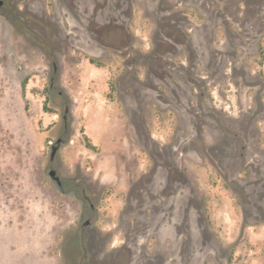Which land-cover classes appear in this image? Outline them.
Here are the masks:
<instances>
[{"label":"rangeland","instance_id":"obj_1","mask_svg":"<svg viewBox=\"0 0 264 264\" xmlns=\"http://www.w3.org/2000/svg\"><path fill=\"white\" fill-rule=\"evenodd\" d=\"M134 1L131 58L145 84L146 55L160 39L155 22H165L151 0ZM228 1L235 9L225 29L204 14L225 6L220 0L197 1L196 13L189 1L180 6L192 59L181 52L176 86H190L184 72L192 67L193 117L129 91L132 71L121 56L90 62L69 44L61 0H0V264H78L84 255L86 264H109L113 239L122 245L134 227L146 234L141 247L163 251L169 264H264V0ZM53 84L67 108L50 93ZM59 139L53 168L80 182L97 208L86 254L88 202L49 176ZM167 168L181 194L157 223L129 193ZM202 237L215 250L205 263L192 254ZM179 246L182 258L174 259Z\"/></svg>","mask_w":264,"mask_h":264},{"label":"flooded vegetation","instance_id":"obj_2","mask_svg":"<svg viewBox=\"0 0 264 264\" xmlns=\"http://www.w3.org/2000/svg\"><path fill=\"white\" fill-rule=\"evenodd\" d=\"M154 5L152 9L158 15V20H164L165 25L162 27L156 21V30L160 34V39L153 42V50L151 55H146L148 61V79L145 84L138 82L134 76V62L132 61V53L134 49V25H133V6L134 0H61L62 10L67 17L66 33L68 35V43L76 47L78 50H82L88 55L92 62V59H98L103 56L104 53H113V55L121 56L127 63L128 68L132 71V77L130 82L129 91L135 92L141 89V93L151 94L154 96L158 104L163 108H170L172 111H184L186 114L194 117L193 104L191 96L194 82L193 80V68L184 72L186 82L190 86H186L181 90L176 86V80L179 75L182 74L180 61V54L183 50L191 54V37L185 32L183 26L182 12L180 6L182 1H189L193 7L195 13L200 9L197 8V1L199 0H151ZM203 0H200V3ZM225 4L220 8H212L211 12H204L206 16L212 14L213 19L219 20L223 27L227 24L231 8L228 5V0H220ZM227 2V3H226ZM2 5V3H0ZM227 5V6H226ZM259 8L261 9V3L259 1ZM237 12L240 13L243 8H237ZM216 15V16H215ZM259 16V15H258ZM215 17V18H214ZM241 31L244 33L246 27V20L244 14L241 16ZM258 19V18H257ZM255 21H258V20ZM260 20V18H259ZM255 23V22H254ZM149 26V24H148ZM258 31V30H257ZM264 33H261L263 35ZM151 57V58H150ZM190 58L188 62L190 63ZM178 60V62H177ZM57 66L53 64V73L56 74ZM184 90H188L190 97L185 96ZM51 94H57L63 97V93L58 91L53 84L49 89ZM64 103L68 101L66 97H63ZM252 174L260 181L263 179L262 168L257 167L252 169ZM59 176V175H58ZM158 178L159 182H158ZM61 187H65L67 184L70 191L81 192L86 201L88 202L84 209L85 221L81 226V248L86 254L85 236L87 229L92 225V218L97 214L96 205L91 201L89 195L86 194L87 190L78 181H67L62 179ZM150 181L146 184L145 188H137L135 195L131 197L136 205L140 204L142 211L151 212L152 216L157 220L158 218H165L166 213L163 212L167 209L170 213L171 207L174 205L177 194H181V180L179 178H171V169L167 168V173H163L161 177L152 176ZM146 190V192H144ZM89 191V190H88ZM259 192V191H257ZM146 200L140 202L142 199ZM167 202V203H166ZM150 204H155L151 210L147 207ZM158 207V208H157ZM137 209V211L139 210ZM126 216V215H124ZM171 218V217H169ZM262 218H260V221ZM160 220H157L159 223ZM178 223H174L176 225ZM144 225V224H142ZM141 225V226H142ZM130 228V227H128ZM137 227H134V232L130 233V237L126 232V238L122 245L116 246L113 239V253L109 264H169V260L166 259L163 251L152 250L148 248L145 250L140 244V239H145L146 234L136 236L135 232ZM176 228V227H175ZM143 233V232H140ZM99 260H104L102 257L104 247L100 245ZM177 253L174 255L178 259L182 258V248L176 247ZM193 253L197 258L200 257L203 263L207 262L210 255L214 254L212 247V241L208 237L200 239L199 245L195 244ZM88 258L86 255L80 257L78 264H86Z\"/></svg>","mask_w":264,"mask_h":264},{"label":"water","instance_id":"obj_3","mask_svg":"<svg viewBox=\"0 0 264 264\" xmlns=\"http://www.w3.org/2000/svg\"><path fill=\"white\" fill-rule=\"evenodd\" d=\"M62 145V140L59 139L56 142V145L52 146V152L50 155V171H49V176L59 185H62V180L61 178L58 176L57 171L53 168L54 166V162H55V158L57 155L58 150L60 149Z\"/></svg>","mask_w":264,"mask_h":264}]
</instances>
